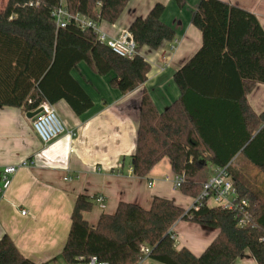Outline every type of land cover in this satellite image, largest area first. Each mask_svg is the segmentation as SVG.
Wrapping results in <instances>:
<instances>
[{
    "label": "trees",
    "instance_id": "trees-1",
    "mask_svg": "<svg viewBox=\"0 0 264 264\" xmlns=\"http://www.w3.org/2000/svg\"><path fill=\"white\" fill-rule=\"evenodd\" d=\"M174 1L179 8L185 5V0ZM128 2L8 0L0 11V106L33 112L42 103L63 100L76 115L85 113L93 103L71 75L81 62L100 77L112 75L110 86L122 94L143 85L150 65L140 49L156 51L175 38L161 20V4L130 24L128 32L137 46L131 60L101 43L93 27L81 29L71 21L58 28L51 17L62 7L94 27L101 22L112 25ZM191 24L202 43L173 76L179 98L158 113L147 93L142 94L132 174L144 178L167 158L174 176L183 179L176 190L195 202L212 175L210 169L227 166L238 199L247 201L249 223L239 227L236 213L208 207L205 201L185 211L156 197L147 210L119 203L112 215L102 214L91 227L83 215L93 202L79 195L61 252L67 264L89 257L108 264H137L142 258L159 264H232L245 250L257 264H264V114H254L246 102L256 84L264 85V32L252 14L220 0H200ZM238 162L255 170L256 179L238 172ZM178 221L218 234L195 256L175 246L171 228ZM145 247L150 248L146 255ZM0 264L34 263L4 235Z\"/></svg>",
    "mask_w": 264,
    "mask_h": 264
},
{
    "label": "crops",
    "instance_id": "crops-1",
    "mask_svg": "<svg viewBox=\"0 0 264 264\" xmlns=\"http://www.w3.org/2000/svg\"><path fill=\"white\" fill-rule=\"evenodd\" d=\"M199 1L185 0L184 7L179 8L174 0H129L114 24L101 22L97 34L109 41L128 30L134 19L145 18L154 5L161 4V20L174 31L175 38L156 51L140 49L139 55L149 63L150 71L146 82L127 94L110 86L112 75L100 77L79 63L71 75L93 106L76 115L63 100L52 105L65 133L48 145L33 132L28 115L35 111L0 106V168L29 163L18 169L7 190L0 191V238L7 235L24 258L34 264H67L61 252L79 195L93 202L90 212L83 215L91 227L102 214L112 215L119 203L147 210L159 197L185 211L191 209L194 201L173 186L170 160L162 159L146 177L137 178L132 174V156L142 94L147 93L158 113L180 96L173 76L202 43L200 32L191 24ZM220 1L252 14L264 32V0ZM246 102L254 114L263 113L264 85L256 84ZM98 197L103 199L101 204L96 201ZM207 206L214 207L211 202ZM171 231L176 248H186L195 256L201 255L218 234L215 229L186 221L176 222ZM137 264L159 263L143 258ZM232 264L257 262L245 250Z\"/></svg>",
    "mask_w": 264,
    "mask_h": 264
},
{
    "label": "built area",
    "instance_id": "built-area-1",
    "mask_svg": "<svg viewBox=\"0 0 264 264\" xmlns=\"http://www.w3.org/2000/svg\"><path fill=\"white\" fill-rule=\"evenodd\" d=\"M51 17L58 28H65V26L71 21L81 29L93 27L96 33H98V27H94L93 24L80 16H71L62 8L54 9L51 13ZM98 39L101 43L107 45V47L117 56L131 60L137 54V46L131 36L126 31H122L116 38L109 41L105 40L104 35H98ZM40 112L32 118V129L38 139L43 145L55 141L65 133V129L60 123L58 116L49 103L45 102L39 106ZM264 114V112H263ZM28 161H23L18 165L6 166L0 168V191H5L9 188L11 179L18 171L19 168L28 166ZM228 167L214 168L211 177L203 185V189L199 197L194 202L196 203L205 201L206 205L211 202L214 207L220 208L226 211H232L237 214L238 226L245 227L250 221V215L247 210V201L239 200L238 194L233 187L232 178L228 172ZM183 182L182 177L174 176L173 186L175 189ZM151 187L152 183H148ZM97 203H102V197L96 199ZM21 214H24L22 212ZM150 252L149 247L143 249V254L146 255ZM143 259V258H142ZM73 264H108L106 262L99 261L96 257H89L86 261H77Z\"/></svg>",
    "mask_w": 264,
    "mask_h": 264
},
{
    "label": "rangeland",
    "instance_id": "rangeland-1",
    "mask_svg": "<svg viewBox=\"0 0 264 264\" xmlns=\"http://www.w3.org/2000/svg\"><path fill=\"white\" fill-rule=\"evenodd\" d=\"M7 0H0V9L3 10L4 6L6 5ZM4 4V5H3ZM165 162H168L169 159L165 158ZM236 165V164H235ZM235 169L238 170V172H246L247 176L250 175L251 177H254L256 174V171L249 168L248 166H245L243 162H238L237 165L235 166ZM256 178L254 177L253 179L250 178L251 181L255 180ZM62 264H65L62 262Z\"/></svg>",
    "mask_w": 264,
    "mask_h": 264
},
{
    "label": "water",
    "instance_id": "water-1",
    "mask_svg": "<svg viewBox=\"0 0 264 264\" xmlns=\"http://www.w3.org/2000/svg\"><path fill=\"white\" fill-rule=\"evenodd\" d=\"M40 112V109H38L37 111L31 113L28 115L29 118H34L38 113Z\"/></svg>",
    "mask_w": 264,
    "mask_h": 264
}]
</instances>
